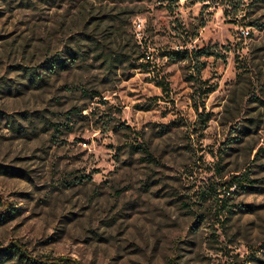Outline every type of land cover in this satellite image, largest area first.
Instances as JSON below:
<instances>
[{
    "label": "rangeland",
    "instance_id": "1",
    "mask_svg": "<svg viewBox=\"0 0 264 264\" xmlns=\"http://www.w3.org/2000/svg\"><path fill=\"white\" fill-rule=\"evenodd\" d=\"M0 215L32 264H264V0H0Z\"/></svg>",
    "mask_w": 264,
    "mask_h": 264
},
{
    "label": "trees",
    "instance_id": "2",
    "mask_svg": "<svg viewBox=\"0 0 264 264\" xmlns=\"http://www.w3.org/2000/svg\"><path fill=\"white\" fill-rule=\"evenodd\" d=\"M95 53L97 56V59L103 63L104 65H113L115 63H120L124 61V56L121 52H117L116 54H110V53H106V49L105 47H100L99 43H95ZM188 50H184L183 53H187ZM194 52L196 55H198L197 52V48L195 50L192 51ZM204 53H208L206 51L202 52ZM71 61V57H65L63 54H59L56 56H52L51 58L47 59L44 63V67L46 68H50L51 71H55L56 69H60L61 67L65 66L67 63H69ZM198 72H200V68H197ZM37 80H42L41 76H38ZM195 99V104H196V109L199 113V116H202L204 114V112H200V105L198 104V100L197 97L194 96ZM197 101V102H196ZM145 152L149 153V150L147 148H143ZM7 214V212L2 213ZM1 216V215H0ZM15 253H19V257L21 260L25 259L26 263H31V258L30 256L27 254V252L22 248V246L18 243L13 244L10 247H5V248H1L0 249V264H6L9 261V258H11V256L15 255ZM60 259L62 258H56L55 260H49V259H41V260H37L36 259V263L38 264H73L72 262H70L69 260H63L62 262L60 261ZM56 260H59L60 262H56ZM27 263V264H28Z\"/></svg>",
    "mask_w": 264,
    "mask_h": 264
},
{
    "label": "built area",
    "instance_id": "3",
    "mask_svg": "<svg viewBox=\"0 0 264 264\" xmlns=\"http://www.w3.org/2000/svg\"><path fill=\"white\" fill-rule=\"evenodd\" d=\"M243 33L248 34L249 32L247 30H243Z\"/></svg>",
    "mask_w": 264,
    "mask_h": 264
}]
</instances>
